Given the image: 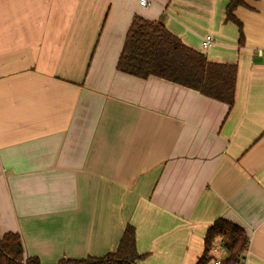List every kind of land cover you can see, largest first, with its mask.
I'll return each mask as SVG.
<instances>
[{"label":"crops","instance_id":"crops-1","mask_svg":"<svg viewBox=\"0 0 264 264\" xmlns=\"http://www.w3.org/2000/svg\"><path fill=\"white\" fill-rule=\"evenodd\" d=\"M147 1L0 0V236L58 264L133 225L139 264H197L222 218L249 237L241 264H264V0L235 10L243 45L228 0ZM136 17L236 64L233 107L119 72Z\"/></svg>","mask_w":264,"mask_h":264},{"label":"trees","instance_id":"trees-1","mask_svg":"<svg viewBox=\"0 0 264 264\" xmlns=\"http://www.w3.org/2000/svg\"><path fill=\"white\" fill-rule=\"evenodd\" d=\"M246 0H228L226 21L237 24L240 45L244 44L241 22L235 16ZM117 70L140 79L160 78L200 92L205 97L222 102L231 109L235 103L238 67L236 64L210 62L206 55L186 45L163 21L136 17L128 31ZM224 246L228 255L225 264H241L249 247L246 231L226 219H218L208 229L205 251L197 264L212 259V249ZM146 255L140 254L136 229L127 225L118 248L103 257L83 260H61L58 264H139ZM0 264H40L38 258L26 257L22 237L18 233L0 236Z\"/></svg>","mask_w":264,"mask_h":264},{"label":"built area","instance_id":"built-area-1","mask_svg":"<svg viewBox=\"0 0 264 264\" xmlns=\"http://www.w3.org/2000/svg\"><path fill=\"white\" fill-rule=\"evenodd\" d=\"M140 3H141V5H143V6L149 5L147 0H140ZM213 41H214V39H213V37H212L211 35L206 36V37L203 39V41H202V48H203V49H208V48L212 45ZM221 249H222V248H221L220 246L217 245V246H215L212 250H213V252L217 253V252H219ZM215 264H221V262H220V261H216Z\"/></svg>","mask_w":264,"mask_h":264},{"label":"rangeland","instance_id":"rangeland-1","mask_svg":"<svg viewBox=\"0 0 264 264\" xmlns=\"http://www.w3.org/2000/svg\"><path fill=\"white\" fill-rule=\"evenodd\" d=\"M223 252H225V253H213V257H217V258H220V260L222 261V262H225V259H226V257H227V255H228V253H227V251L226 250H224Z\"/></svg>","mask_w":264,"mask_h":264},{"label":"water","instance_id":"water-1","mask_svg":"<svg viewBox=\"0 0 264 264\" xmlns=\"http://www.w3.org/2000/svg\"><path fill=\"white\" fill-rule=\"evenodd\" d=\"M256 60L259 62H264V57L261 56V57L257 58Z\"/></svg>","mask_w":264,"mask_h":264}]
</instances>
